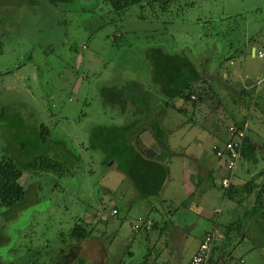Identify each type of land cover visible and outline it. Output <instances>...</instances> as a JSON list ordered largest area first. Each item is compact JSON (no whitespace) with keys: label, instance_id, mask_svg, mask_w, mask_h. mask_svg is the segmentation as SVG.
Segmentation results:
<instances>
[{"label":"rangeland","instance_id":"374dc122","mask_svg":"<svg viewBox=\"0 0 264 264\" xmlns=\"http://www.w3.org/2000/svg\"><path fill=\"white\" fill-rule=\"evenodd\" d=\"M243 1L169 0L166 10L161 9L162 3L144 1L145 9L136 5L117 11L108 0L60 4L0 0V154H14L22 162L31 160L35 154L22 147L21 141L28 145L36 125L45 123L52 128V140L59 144L43 145L39 153L73 160L61 178L55 174L33 181L20 212L7 215V208H0V264H25L39 252V259L33 260L42 264H86L80 263L82 258L89 264L103 263V256L91 255L94 239L76 244L71 237L74 224L97 200L107 193L115 195L107 188L112 190L119 182L104 164V154L88 145L93 126L122 122L119 108L106 106L102 89L140 79L156 91L151 83V46L187 54V47H195L205 51L211 63L220 61L225 49L217 52L213 41L231 38L234 32L245 39L246 32L250 34L264 23V6L244 13V8H250L246 3L255 0ZM233 5L236 9L229 12ZM238 9L243 15L223 18L224 13L228 16ZM241 43L238 40L235 46ZM223 87L232 105H226L227 110L232 113L230 110L245 105L249 114L254 99L236 102L228 87ZM193 96L197 100V94ZM173 114L177 118L175 111ZM13 115L25 128L13 127ZM256 118L253 114L251 134L264 143V125L254 122ZM65 145L80 160L69 157ZM107 207L106 213L111 210L109 204ZM258 232L259 240H264L261 229ZM26 254L29 256L24 257Z\"/></svg>","mask_w":264,"mask_h":264},{"label":"crops","instance_id":"0c3cea01","mask_svg":"<svg viewBox=\"0 0 264 264\" xmlns=\"http://www.w3.org/2000/svg\"><path fill=\"white\" fill-rule=\"evenodd\" d=\"M246 6L250 8H244V13L261 9L264 0ZM233 12L228 16L224 13L223 18L243 15L239 9ZM263 33L264 23H260V28L244 34L245 39L234 32L231 38L213 41L217 52L225 49L220 61L214 63L202 49L187 47L190 53L186 54L204 75L197 84V100L177 97L167 105L155 86L145 115L160 121L166 131V145L150 127L135 135L147 156L167 165L169 176L160 196L147 199L140 197L117 163L107 165L119 181L112 190L107 188L115 195L107 193L81 218L94 228L89 237L96 244L91 255L103 256L102 264H189L209 232L215 234V241L207 264H264V240H259L258 232L261 229L264 235V143L251 134L253 114L257 115L254 122L264 125V56L259 55L264 52ZM238 40L243 43L235 46ZM223 86L234 94L236 102L254 99L249 114L245 105H239L235 112L230 110L232 113L227 110L226 105H232ZM133 112L131 104L120 115L121 123L134 120ZM172 117L177 121L169 122ZM234 123L245 126L249 139L259 149L245 156L242 148L237 170L230 174L214 148L229 138L228 127ZM226 176L231 177L228 189L222 186ZM108 204L111 210L106 213ZM114 208L119 209L117 215L112 213ZM148 221L153 222L151 230H136V224Z\"/></svg>","mask_w":264,"mask_h":264},{"label":"trees","instance_id":"16d2710c","mask_svg":"<svg viewBox=\"0 0 264 264\" xmlns=\"http://www.w3.org/2000/svg\"><path fill=\"white\" fill-rule=\"evenodd\" d=\"M72 1L75 0H53L55 4ZM144 1L149 5L162 3L161 9L166 10L165 6L169 0H108L117 11L130 10L136 5L141 6V9H145L146 6L142 4ZM150 49H152V55L149 53L148 56L152 60L151 83L158 88L166 104L171 105L177 97H184L187 101L192 100V96L199 93L200 88L197 87V84L204 80V75L198 66L184 52L170 53L161 46H151L148 51ZM102 95L107 107L119 108V115L132 104L135 118L128 123L97 124L93 126L90 130L89 148L100 150L104 154V164L117 163L118 169L131 180L140 197L148 199L160 196L168 179L169 169L163 161L147 156L139 147L135 135L136 132L139 133L141 130L150 127L159 142L166 145V131L161 127L160 121L145 115L151 106L153 91L148 88V84L144 81L130 79L120 85L116 84L103 88ZM20 122L21 119L13 115V127L25 128L23 122ZM143 126L144 128H140ZM51 129L50 125L41 123L34 128L36 133H34L32 139L28 140V145L27 141H21L22 147L29 148L31 153L35 154L27 162L20 161L18 156L16 157L14 154H0V208H7L5 212L7 215L12 211L13 214H16L25 207L24 204H26L29 196V186L34 183L33 181L46 180L48 179L46 176L53 177L55 174H57L58 179L61 178L67 172L68 164L73 161L70 158L61 161L47 154L39 153L43 145L58 146L56 144L59 143L52 140ZM19 135L21 136V134ZM65 147L69 157L80 160L79 155L77 154V156L70 151L68 145H65ZM256 149H259V147L247 135L244 140L243 155L252 154ZM25 175L29 177L23 183L22 179ZM114 209L117 210L114 215H117L119 209ZM152 226L149 229L143 226L140 228L143 227L144 230L148 231L152 229ZM93 229L89 228L84 220L76 222L71 237L75 239L76 244L82 243L88 240ZM65 251V249H60L62 254ZM26 256H29V254L24 257ZM40 256V252L34 254L32 258L26 259L27 263L25 264H42L33 260V258L39 259ZM80 263L89 264V260L84 262L82 258Z\"/></svg>","mask_w":264,"mask_h":264},{"label":"built area","instance_id":"2783aa9c","mask_svg":"<svg viewBox=\"0 0 264 264\" xmlns=\"http://www.w3.org/2000/svg\"><path fill=\"white\" fill-rule=\"evenodd\" d=\"M260 56H264V52L259 53ZM195 99V96H192ZM229 138L221 146H215V154L221 159L226 169L230 174H235L240 158L242 148L244 146V140L247 136V129L245 126H239L238 124H231L228 128ZM231 185V177L226 176L222 179V186L228 189ZM117 210H113V214H116ZM153 225L152 221H148L146 224H136V228L141 226L149 229ZM215 241V234L213 232L207 233L197 251L193 255L189 264H207Z\"/></svg>","mask_w":264,"mask_h":264}]
</instances>
